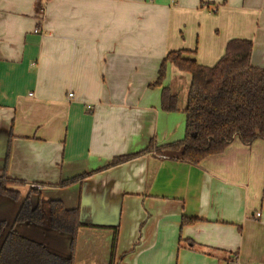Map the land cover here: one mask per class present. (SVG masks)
<instances>
[{"label": "crops", "instance_id": "0c3cea01", "mask_svg": "<svg viewBox=\"0 0 264 264\" xmlns=\"http://www.w3.org/2000/svg\"><path fill=\"white\" fill-rule=\"evenodd\" d=\"M43 3L0 0V176L26 183L19 201L0 195L2 238L33 189L46 214L62 201L85 227L73 254L48 224L16 230L74 264H264V141L236 138L198 166L171 159L158 149L185 137L191 76L167 67L176 111L152 87L170 52L212 67L231 40L251 41L264 69V0Z\"/></svg>", "mask_w": 264, "mask_h": 264}, {"label": "trees", "instance_id": "16d2710c", "mask_svg": "<svg viewBox=\"0 0 264 264\" xmlns=\"http://www.w3.org/2000/svg\"><path fill=\"white\" fill-rule=\"evenodd\" d=\"M252 50L253 43L249 40H231L224 56L212 67L202 66L195 59L187 58L189 52L185 51L170 52L166 56L161 63L158 79L152 86L162 88L163 110H177V97L163 86L169 65L189 73L191 86L185 109V137L182 141L159 148L158 152L167 153L171 159L198 166L206 158L222 154L236 138L246 146L259 139L264 141V69L252 65ZM151 150L152 144L138 154L114 158L107 168L127 163ZM8 156L9 150L7 159ZM92 174L62 180L55 187H70ZM25 186L24 181L10 178L7 169L0 176L1 196L19 201L21 192L13 187ZM33 194L39 196L36 207L31 203ZM47 209L46 214L40 193L31 189L0 247V264H74L73 256L66 258L54 254L44 245L24 238L16 230L18 225L26 223L37 226L48 224L51 230L71 237L70 248L73 254L78 233L85 227L80 220V209H67L62 201L57 200L50 201ZM5 227L6 223L3 222L0 236ZM117 239L115 229L113 258Z\"/></svg>", "mask_w": 264, "mask_h": 264}, {"label": "built area", "instance_id": "2783aa9c", "mask_svg": "<svg viewBox=\"0 0 264 264\" xmlns=\"http://www.w3.org/2000/svg\"><path fill=\"white\" fill-rule=\"evenodd\" d=\"M49 0H44V3L41 5V8H45V4L48 2ZM69 98H73V94H69ZM89 108H92V106H88ZM33 188H36V189H40L41 187L40 186H33ZM260 214H257V216H259Z\"/></svg>", "mask_w": 264, "mask_h": 264}, {"label": "flooded vegetation", "instance_id": "af4514ba", "mask_svg": "<svg viewBox=\"0 0 264 264\" xmlns=\"http://www.w3.org/2000/svg\"><path fill=\"white\" fill-rule=\"evenodd\" d=\"M12 228V227H11ZM4 231V230H3ZM10 231H11V229H10ZM9 233V232H8ZM2 235H3V232H2V234H1V236H0V247H1V245L3 244V242H4V240H5V238H6V236L8 235H6L4 238H2Z\"/></svg>", "mask_w": 264, "mask_h": 264}, {"label": "rangeland", "instance_id": "374dc122", "mask_svg": "<svg viewBox=\"0 0 264 264\" xmlns=\"http://www.w3.org/2000/svg\"><path fill=\"white\" fill-rule=\"evenodd\" d=\"M7 224H8V222H7Z\"/></svg>", "mask_w": 264, "mask_h": 264}]
</instances>
